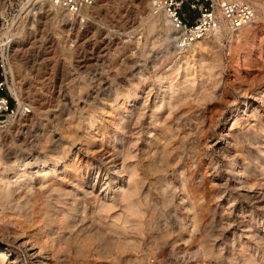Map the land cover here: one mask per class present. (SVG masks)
<instances>
[{"label":"rangeland","instance_id":"rangeland-1","mask_svg":"<svg viewBox=\"0 0 264 264\" xmlns=\"http://www.w3.org/2000/svg\"><path fill=\"white\" fill-rule=\"evenodd\" d=\"M153 1L94 0L82 20L66 22L48 2L0 0V60L12 95L32 109L0 129V180L14 190L0 231L20 228L58 264H264V131L245 108L264 90V0H245L256 11L251 26L223 30L190 59L177 55L165 18L153 19ZM7 28L15 37L2 48ZM194 77L206 89L201 98L160 110L162 83L174 86L166 100L183 99ZM132 137L141 231L113 226L128 216L119 198L102 214L87 194L96 176V194L110 197L127 181L115 172L122 139ZM234 161L250 166L254 197L239 185Z\"/></svg>","mask_w":264,"mask_h":264},{"label":"bare ground","instance_id":"bare-ground-1","mask_svg":"<svg viewBox=\"0 0 264 264\" xmlns=\"http://www.w3.org/2000/svg\"><path fill=\"white\" fill-rule=\"evenodd\" d=\"M36 1V0H34ZM41 1V0H39ZM156 1V0H155ZM44 4V3H43ZM54 6L57 10L56 12V17L57 16H61L64 18V21L69 22L71 21L70 19L73 18L75 15H73L72 13H70L68 10L63 9V8H59L56 7L53 3H49V5ZM153 3L151 4V7L153 8ZM42 6V5H41ZM51 6V8H52ZM50 7V6H49ZM258 8L262 9L264 8V5H260L258 6ZM260 9V10H261ZM48 10V9H47ZM154 11V9H153ZM88 12V10L83 11L81 13V15H85ZM47 13V12H46ZM2 16H5V12L3 11L1 13ZM162 15L161 14H153L152 17L153 19H159ZM58 18V17H57ZM59 19V18H58ZM76 20V19H75ZM74 20V21H75ZM63 21V19H62ZM73 22V20H72ZM158 22V21H157ZM168 23V22H167ZM169 25V24H168ZM170 26V25H169ZM14 29V28H12ZM7 28L5 33H4V40L2 43H4L2 45L3 47H7L8 45L10 46V44L13 42V39L15 37V33L14 31ZM15 30V29H14ZM168 30V29H167ZM171 30V28H170ZM223 30H228V28L226 26H222L221 29H219L218 31H215L211 34H209L208 36H206L205 38H203L202 40H199L197 42H195L194 44H192L191 46L187 47L186 49H180L176 48V53L178 52V56H180L179 58L182 59H190V57L195 58V56L199 53L202 54L204 51L208 50L209 47H212L216 44V40L218 38H220L221 32ZM216 35L215 38L211 39V35ZM217 37V38H216ZM5 40H7V42H4ZM190 56V57H188ZM13 72V69H12ZM192 75V74H191ZM163 78V76H162ZM172 83V82H170ZM204 83H201V86H203ZM173 85L172 84H167V83H162L161 84V91L159 93V98L161 99V107L160 110H162L164 107L163 106H169L171 109L175 108L179 102H181L182 100L186 101L190 98H192L193 101L196 102L197 98L200 97V94L203 91H198L199 86L197 85L196 79L191 78L188 80V85L186 88H184V91H186V96H184L183 99L181 98H176L174 96L169 97L167 100V94L168 93H172L173 91ZM204 87V86H203ZM13 92L16 94V90L14 89ZM244 92V90H243ZM207 93V92H206ZM244 94L247 96L249 95V92L245 90ZM252 95V94H251ZM18 96V95H16ZM149 97V96H148ZM201 98V97H200ZM20 99V98H19ZM145 99V98H144ZM203 99V98H202ZM166 100V101H165ZM199 100V99H198ZM21 101V100H20ZM148 99L145 100V103L143 105V108L140 109L141 111L138 113V119L136 117L137 120V126L139 125V122L141 121L144 113V106L146 105ZM150 101V100H149ZM191 102V100H189ZM198 102V101H197ZM248 101H245V108H248L250 106V108H253V112L251 114V119H253L254 122H256L255 124H261V130L264 131V115H263V111L261 112L259 109H263L264 108V90L258 92L257 94H255L254 96L251 97L249 103H247ZM63 103V102H62ZM236 105V104H235ZM142 107V106H141ZM34 110L37 112L38 109L34 108ZM153 114L155 115L156 112H153ZM250 119V120H251ZM135 120V119H134ZM248 121V120H247ZM234 126V125H233ZM134 127V126H132ZM235 128V127H234ZM124 130V135L129 137L128 135L131 134V132H127L125 134V129L126 127L122 128ZM250 129V128H249ZM136 130V129H135ZM137 133V132H136ZM246 133V132H245ZM139 134V133H138ZM257 134V133H256ZM134 135V133H133ZM135 136V135H134ZM138 136V135H137ZM130 138V137H129ZM123 142H126V147H125V151L123 152V162L120 163L121 164V172H115V176L116 178L118 176H122L121 173H127L128 174V179L126 180H121L120 185L118 187V189L112 193L114 196L110 197V193L106 190L100 191L99 194H96L95 189H96V182L98 181L99 176H96L95 178V182L93 184V186L91 187L92 191L87 193L90 196H94V200L96 202H100V208H101V213H108L110 211H113L116 207V201L117 198H119L124 205V209L127 211L128 216L122 218L121 216H117L112 218L113 219V226L114 227H118L119 223L121 221H123L126 226L129 228V230L131 229H136L137 231H141L142 230V224H143V219L144 216L146 214V209L145 207L142 205L141 199L139 197V192H138V184L137 181L135 180L134 176L136 174V169L135 168H130L128 165V160L135 158L137 156V154H135V151L137 149V143L135 141H133V137L131 139H122ZM259 148L261 153L263 152L264 154V139L259 141ZM81 153V152H80ZM138 153V152H137ZM118 156V155H117ZM116 156V157H117ZM107 157V156H104ZM100 158V157H99ZM107 159H111L110 163H114V158L113 156H110ZM137 160V159H136ZM107 162V161H106ZM132 164V162H131ZM113 165V164H112ZM117 165V164H116ZM232 165L236 168L237 170V177L239 179V185H242L244 187V189H246L248 191V196L254 197V194H251V191H253V189L255 188L254 185H252L250 183V177H252L250 175V166L249 165H244L239 166L236 161H234L232 163ZM115 166V165H114ZM2 168H0L1 171ZM26 171V169L24 170ZM39 172V171H38ZM99 173V172H98ZM114 173V172H113ZM123 173V174H124ZM262 174H264V168L262 169ZM124 178V177H123ZM244 178V181H242V179ZM249 181V182H248ZM109 189V188H108ZM111 190V189H110ZM14 193V190L10 187V185L8 186L5 182H3L2 180H0V200L2 201V203H0V220L1 221H6V218L9 216V212L12 211V207L10 206L12 201H10L9 197ZM148 199V198H147ZM119 200V201H120ZM115 212V211H114ZM151 213V212H150ZM111 214V213H110ZM123 215V214H122ZM10 220V219H9ZM111 220V219H110ZM149 221V220H148ZM2 223V222H1ZM228 223V222H227ZM111 225V224H110ZM127 228V229H128ZM18 232L16 231L14 234H9V233H4L0 231V264H23V260H21V256L14 250L15 248H17L18 250L21 249L26 251V256L29 257L30 261L32 264H58L59 262L56 263V261H52L55 258V254H48L45 252L46 247H44L45 245H40L37 246V243L29 240L27 238H25L24 236H22L19 233V229H17ZM101 230V229H100ZM104 231V230H103ZM116 231V230H115ZM132 231V230H131ZM100 232V231H99ZM135 232V231H134ZM132 232V233H134ZM106 233V232H105ZM114 234V233H113ZM107 235V234H106ZM123 235V234H122ZM133 235V234H132ZM143 235V234H142ZM45 236V235H44ZM125 236V235H124ZM112 237V236H111ZM43 238V236H42ZM46 239V238H44ZM116 239V238H114ZM125 239V238H124ZM130 240V239H129ZM117 241V240H116ZM124 242V241H123ZM41 243V242H39ZM44 243V241H43ZM46 243V242H45ZM132 243V242H131ZM137 243V242H136ZM47 244V243H46ZM133 245V243H132ZM130 246V245H129ZM61 247V246H60ZM14 248V249H13ZM59 248V247H58ZM138 248V246H137ZM52 249V248H51ZM62 249V248H61ZM124 251V250H123ZM47 255H44V254ZM140 253V252H137ZM174 253V252H173ZM177 253V252H176ZM188 253V252H187ZM186 253V254H187ZM71 254V253H70ZM130 254V253H129ZM172 254V253H171ZM184 254V253H183ZM182 254V255H183ZM119 255V254H118ZM135 255V254H134ZM185 255V254H184ZM45 256V257H44ZM67 256V255H66ZM70 256V255H69ZM180 256V255H179ZM95 257V256H94ZM118 257V256H117ZM142 257V256H141ZM144 257V256H143ZM142 257V259H144ZM178 257V256H177ZM188 257V255H187ZM116 258V257H115ZM173 258V257H172ZM179 258V257H178ZM184 258V256H183ZM176 259V258H175ZM182 259V258H181ZM186 260V258H184ZM189 259V258H188ZM113 260V259H112ZM172 260V259H170ZM26 261V260H25ZM115 261V260H114ZM168 261V260H167ZM65 262V261H64ZM96 262V261H94ZM119 262V261H118ZM140 262V261H139ZM27 263V262H26ZM69 263V262H68ZM142 263V262H141ZM170 263V262H169ZM144 264V263H143ZM175 264V263H174ZM183 264V263H182ZM184 264H197V263H191V262H184Z\"/></svg>","mask_w":264,"mask_h":264},{"label":"built area","instance_id":"built-area-1","mask_svg":"<svg viewBox=\"0 0 264 264\" xmlns=\"http://www.w3.org/2000/svg\"><path fill=\"white\" fill-rule=\"evenodd\" d=\"M33 2L53 3L56 7L68 10L77 20H82L81 13L92 7L94 0ZM153 9L168 22L180 49H186L222 26L231 32L243 30L251 26L256 17L255 9L245 0H156ZM8 76L6 65L0 60V129L32 112L22 99L12 95Z\"/></svg>","mask_w":264,"mask_h":264}]
</instances>
